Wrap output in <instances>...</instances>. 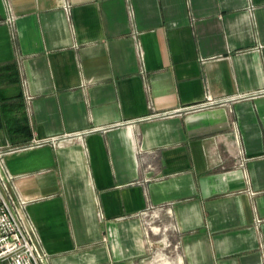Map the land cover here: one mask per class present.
<instances>
[{"label":"crops","instance_id":"0c3cea01","mask_svg":"<svg viewBox=\"0 0 264 264\" xmlns=\"http://www.w3.org/2000/svg\"><path fill=\"white\" fill-rule=\"evenodd\" d=\"M0 146L48 264H264V0H4ZM162 242H154L156 247Z\"/></svg>","mask_w":264,"mask_h":264},{"label":"built area","instance_id":"2783aa9c","mask_svg":"<svg viewBox=\"0 0 264 264\" xmlns=\"http://www.w3.org/2000/svg\"><path fill=\"white\" fill-rule=\"evenodd\" d=\"M79 136L64 135L49 139H34L21 147L2 148L0 146V264H48L50 258L43 247L38 228L33 222L28 207L31 203L20 192L16 179L5 164V158L14 153L44 146L58 147L70 143ZM150 209H158L149 207ZM162 209V208H160ZM154 228L152 231H158ZM149 238V233H146ZM163 240V247L158 253L151 254V262L167 261L168 264H184L179 257L180 244L172 251L171 244ZM150 243V252L153 251ZM174 252L176 255H174Z\"/></svg>","mask_w":264,"mask_h":264},{"label":"rangeland","instance_id":"374dc122","mask_svg":"<svg viewBox=\"0 0 264 264\" xmlns=\"http://www.w3.org/2000/svg\"><path fill=\"white\" fill-rule=\"evenodd\" d=\"M6 159V158H5ZM15 176V175H14ZM149 208V207H148ZM144 210L141 214V218L143 219L144 224V232L149 233V238L146 236L148 242V253L156 254L161 251L163 247V240H167L171 244L172 251L175 249L176 244L179 242L178 239V229L176 226V222L169 214L170 208H158V209H150ZM154 228H159L158 231H152ZM162 242L160 246H154L153 251L150 252V243L151 242ZM181 249H179V252ZM174 255L176 253L174 252Z\"/></svg>","mask_w":264,"mask_h":264},{"label":"water","instance_id":"95a60500","mask_svg":"<svg viewBox=\"0 0 264 264\" xmlns=\"http://www.w3.org/2000/svg\"><path fill=\"white\" fill-rule=\"evenodd\" d=\"M7 10L4 0H0V20H7Z\"/></svg>","mask_w":264,"mask_h":264},{"label":"bare ground","instance_id":"6f19581e","mask_svg":"<svg viewBox=\"0 0 264 264\" xmlns=\"http://www.w3.org/2000/svg\"><path fill=\"white\" fill-rule=\"evenodd\" d=\"M62 146V145H61Z\"/></svg>","mask_w":264,"mask_h":264}]
</instances>
